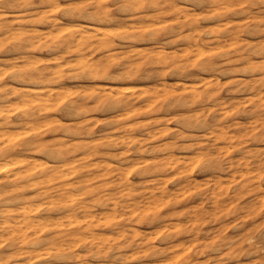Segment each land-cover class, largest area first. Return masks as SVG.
<instances>
[{
    "label": "clouds",
    "instance_id": "9594fccd",
    "mask_svg": "<svg viewBox=\"0 0 264 264\" xmlns=\"http://www.w3.org/2000/svg\"><path fill=\"white\" fill-rule=\"evenodd\" d=\"M0 264H264V0H0Z\"/></svg>",
    "mask_w": 264,
    "mask_h": 264
}]
</instances>
